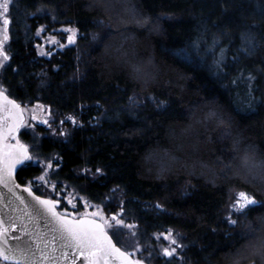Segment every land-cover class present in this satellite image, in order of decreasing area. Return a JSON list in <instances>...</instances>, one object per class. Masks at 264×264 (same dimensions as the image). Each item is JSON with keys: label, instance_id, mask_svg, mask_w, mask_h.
Instances as JSON below:
<instances>
[{"label": "trees", "instance_id": "1", "mask_svg": "<svg viewBox=\"0 0 264 264\" xmlns=\"http://www.w3.org/2000/svg\"><path fill=\"white\" fill-rule=\"evenodd\" d=\"M8 15L1 86L77 123L66 139L19 133L54 160L57 191L121 209L152 247L147 263L264 264V178L243 166L264 162V0H12ZM62 24L77 42L38 55L36 29ZM40 171L24 164L16 179ZM238 190L257 204L233 225ZM169 228L183 246L166 257L153 234Z\"/></svg>", "mask_w": 264, "mask_h": 264}, {"label": "snow or ice", "instance_id": "2", "mask_svg": "<svg viewBox=\"0 0 264 264\" xmlns=\"http://www.w3.org/2000/svg\"><path fill=\"white\" fill-rule=\"evenodd\" d=\"M9 0H2L0 2V17H4L2 23L7 26L10 21L4 15L9 11ZM7 39V35L4 36ZM71 39V38H70ZM0 55L4 60L8 57L3 53V40H0ZM0 97H3V93H0ZM3 99H7L3 97ZM12 105V109L16 112H9L5 123L4 118L0 117V140L4 138L5 129L9 137L15 138L14 134L23 125L24 121L21 118L22 110L15 101H8ZM2 108V105H0ZM46 123V121H45ZM7 150L0 149V183L6 185V178L11 179L16 170L17 165L23 166L26 162L31 161V156L28 155V147L24 144L16 142L14 145H7ZM243 166L253 175H259L264 178V162L256 164L252 156L246 155L243 159ZM51 167V165H49ZM41 180L44 177L40 178ZM19 187V185H15ZM9 191H12L10 188ZM24 191L30 195L32 193L31 187H25ZM21 203H25L23 198H19ZM35 201L39 205L43 206V212L40 209H34L35 215L40 217L47 213L55 221L54 236L52 241H47L46 237H42L36 234L35 240H29L28 242H19L20 237H14L18 243L14 246L3 247L0 245V259L4 261H10L11 264H42L43 261H52V264H58L55 258L46 255V250L50 245L55 250L56 246H59L61 250V256L66 261L69 259V253L66 250H71L73 256L71 257V264H76L79 259L80 264H114L115 261H119V264H141L139 260H130L129 253L122 251L119 247L113 243L112 236L108 234L106 229L111 228L112 224L107 218L101 215L100 211L91 213V218L85 213L80 218L69 219L68 215L59 213L56 211V205L58 201L51 199H42L40 196H34ZM257 201L254 198L249 197L246 193H239V198L236 202V211L243 212L245 209L251 208L256 205ZM25 207H28L25 204ZM117 225H122L123 221L113 216L111 218ZM233 225L236 224L235 220H232ZM15 227V225H13ZM128 227H132L128 225ZM7 229L3 228V221H0V236H3ZM254 231V230H253ZM170 235V234H169ZM43 244V248H41ZM172 244H176L175 240H172ZM175 249H165L164 253L167 256L173 255ZM257 254L264 256V242H262L258 249ZM39 253V256L37 255Z\"/></svg>", "mask_w": 264, "mask_h": 264}, {"label": "rangeland", "instance_id": "3", "mask_svg": "<svg viewBox=\"0 0 264 264\" xmlns=\"http://www.w3.org/2000/svg\"><path fill=\"white\" fill-rule=\"evenodd\" d=\"M12 0H9L11 3ZM2 2V0H0ZM9 20L8 12L4 14ZM4 17H0V40H3V53L8 57L7 51V42H8V26H5L2 23ZM7 35V39H4V36ZM79 33L74 26L62 24L61 26H57L55 28L45 30L44 25L39 26L35 31V37L37 39L35 43V48L37 54L40 56H49L51 52L55 49H63L66 45H74L77 42V37ZM71 38V39H70ZM97 38L91 37V42H95ZM8 60V59H7ZM7 60L3 59V56L0 55V71L2 67L5 65ZM151 103H154V100L148 99ZM145 100L138 95L133 94L128 101V107L131 109H136L140 107V105ZM23 112H24V123L19 128V132L24 130L28 137L32 140L35 138H39L42 134H50L54 137L66 139L68 135V130L75 126L76 120L70 115H64L60 117H56L52 115L50 108L48 105L43 103L35 102L33 104H22ZM46 121V123H45ZM15 142L19 141V143L24 144L28 147V155L31 156V161L26 162L25 164L38 165L41 171L33 177L31 180L26 181V185L31 188L37 189L42 196L53 198L57 200H64L66 207L76 208L77 205L81 207L79 213L72 211L73 209L62 210V213H66L67 215H72L75 217L84 215L85 213L88 216H91V213L100 211L101 215L109 220L112 224L111 228L106 229L107 232L111 235H116L119 238L120 248L129 252L133 258L143 261L145 264H150L146 262V258L150 254V250L152 247H147L145 244L140 243L136 236V226L134 223L128 222L122 215L121 209L114 210V212H110L109 209L105 208V205L101 203L91 202L84 195H78L73 190H70L68 194L63 195L56 188V181L51 178V173L56 168V164L53 162V159H45L39 157L36 151V145L28 143L26 141L21 140L19 136L14 139ZM51 165V167H49ZM44 177L43 180L40 178ZM62 189L65 190L66 185L61 184ZM244 192L249 197L254 198L250 193L245 190L235 191L230 199L226 207L225 218L227 222L230 224L232 220H236V215L241 213L236 211V202L239 198V193ZM255 199V198H254ZM257 201V199H255ZM244 212V211H243ZM115 216L118 219L123 221L122 225H117L114 220L111 218ZM131 225L132 227H128ZM170 234V235H169ZM156 243L154 247L157 248L164 256L165 249H175L173 255H176L182 248V234L178 231L169 228L166 231H158L153 234ZM172 240L176 241V244H172ZM172 256V255H171Z\"/></svg>", "mask_w": 264, "mask_h": 264}, {"label": "water", "instance_id": "4", "mask_svg": "<svg viewBox=\"0 0 264 264\" xmlns=\"http://www.w3.org/2000/svg\"><path fill=\"white\" fill-rule=\"evenodd\" d=\"M0 93H3V97L7 98V99H3V97H0V103H5L8 106L9 110L7 112V116H9L10 111L12 112L17 111L12 109V105L9 104L8 101H15V103L20 106V110H22L21 105L15 99L10 97L9 95H6V93L2 89H0ZM21 118L24 121L23 110H22ZM17 134L18 131L14 134L15 138L17 137ZM15 138L9 137L6 131L4 133V138L0 140V149L6 151L7 145L16 144V142L14 141ZM6 139L8 140L6 141ZM9 139H12V141ZM20 166L21 165L16 166V170L11 179L6 178L7 186H5L4 183H0V221H3V228L7 229L4 235L0 236V245H2L3 247L16 245L18 241L14 239V237H20L19 242H28L29 240H35L36 234H39L42 237H46L47 241L51 242L55 234L54 233L55 221L50 217V215H48L47 213H45L40 217H37L35 215L34 209H40L43 212V206L39 205V203L35 201L34 196H40L42 199H51L54 201H58L59 203L60 201L57 199L38 195L32 188H31L32 193L34 195H30L28 192L24 191V188L26 186L27 187L30 186L21 185L17 183L15 179V173ZM15 185H19V187H15ZM10 188L12 189V191H9ZM20 197L23 198L25 203H21L19 199ZM59 203L56 205V211L62 213L58 208ZM25 204H27L28 207H25ZM81 216L75 217L72 215L71 216L68 215V218L69 219L80 218ZM88 217L91 218V216ZM13 225H15V227H13ZM113 243L116 244L114 240ZM116 246L120 248L119 245L116 244ZM41 248H43V244H41ZM120 249L122 251H125L122 248ZM66 251H68L69 253V259L66 261L62 258L61 250L59 249L58 245L56 246L54 251L50 245L49 249L46 250V255L55 258V260L58 261V264H71V257L73 256V253L71 250H66ZM37 255L39 256V253H37ZM129 259L137 260L133 258L131 254L129 255ZM0 261L2 262V264H11L10 261H4L2 259H0ZM140 262L141 264H145L143 261ZM42 264H52V261H43ZM76 264H80L79 259H77ZM114 264H119V261L118 260L115 261Z\"/></svg>", "mask_w": 264, "mask_h": 264}, {"label": "flooded vegetation", "instance_id": "5", "mask_svg": "<svg viewBox=\"0 0 264 264\" xmlns=\"http://www.w3.org/2000/svg\"><path fill=\"white\" fill-rule=\"evenodd\" d=\"M0 89H2L5 93H6V95H8L7 94V92L4 90V88L1 86V84H0ZM17 101V100H16ZM20 105H21V107H22V104L19 102V101H17ZM0 105H2V108H0V117H2V118H4V121H5V123H8L9 121L7 120V118H8V116H7V112H8V106H7V104H5V103H0ZM22 110H23V108H22ZM5 132H6V129H5ZM19 130H18V134H17V136H19ZM8 139H6V141H7ZM9 140H11L12 141V139H9ZM17 172V171H16ZM15 179H16V173H15ZM16 181H17V179H16ZM17 183H19V184H21V185H26V182L25 183H20V182H18L17 181ZM33 189V188H32ZM34 190V189H33ZM0 264H2V262L0 261Z\"/></svg>", "mask_w": 264, "mask_h": 264}]
</instances>
